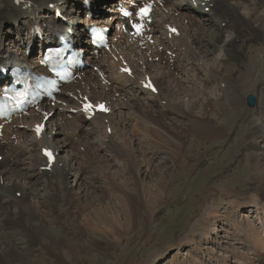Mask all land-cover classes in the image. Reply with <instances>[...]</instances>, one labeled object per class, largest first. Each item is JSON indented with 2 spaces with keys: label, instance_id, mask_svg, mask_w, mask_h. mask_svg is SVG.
I'll return each mask as SVG.
<instances>
[{
  "label": "clouds",
  "instance_id": "clouds-1",
  "mask_svg": "<svg viewBox=\"0 0 264 264\" xmlns=\"http://www.w3.org/2000/svg\"><path fill=\"white\" fill-rule=\"evenodd\" d=\"M177 3L187 4L189 0H176ZM225 6L229 9L238 10L245 17L254 19L257 24L264 28V0H226ZM221 10V9H220ZM164 13L167 14L170 9L165 8ZM255 12V17L251 13ZM223 15V12L221 10ZM224 21L227 22L223 15ZM216 27L222 28L223 25L215 24ZM183 29V26H181ZM216 27L210 31L205 30L199 39L207 38L209 41L215 42L219 33ZM195 35V30H193ZM236 39L235 31L229 36L228 40ZM228 40L224 41V45L228 44ZM190 42L187 32L172 45L174 48L179 47L180 52H185ZM221 56L225 61V72L221 75L212 77L215 81L214 91L210 97L212 109L217 114L214 124L208 125L203 122L189 120L185 125L194 134L206 136L210 131H225L229 127V122L233 114V103L235 99L241 95L247 96L248 92L254 91L253 86H249L247 90L241 87V83L251 77L252 71H255V78L264 80V47L259 49H245L243 44L238 47H229L224 49L221 45ZM219 71V65H213ZM161 64L151 66L150 72L153 79L157 80L160 87V95L141 97L136 91L140 82L148 73L137 65L136 75L134 77H120L122 83L118 82V86L123 90V94L116 93L109 97V104L114 109V113L106 122L104 118H100L99 122H93L92 127L85 131L83 136L77 135L80 127V117L69 118L62 116L59 120L53 121L50 129H55L57 124L64 127L69 132L65 138V143H70L71 148L58 157V161L51 167L47 173L42 172V168L48 167L47 161L43 156V149L54 148L59 149L60 144L51 140V132L45 133L39 140L35 136L23 135L20 138L11 136L15 129V125L8 127L9 135L0 138V145L7 144L3 151V160L5 163L11 161L15 163H23L24 167L29 169L28 173H24L20 169L18 174L12 179L16 181L20 190L25 193L22 200L16 201V207L13 209V218L23 216L25 220H29L41 212V204L48 209H56L57 216H63V223L68 232L74 233L78 229V222L75 216L76 208L73 207L74 200L78 199L81 194L91 204L99 200L97 190L101 193L107 192L111 194V199L118 205L119 210L109 212V220L114 226L111 239L119 242L128 238L133 232V222L128 212L126 204H123L124 196L131 197L134 195L135 189L132 187V173L138 172L143 165H150L151 157L147 156V152L156 151V147L152 145L144 146V138H141V148L132 146L131 140L135 138L133 133L147 130L148 125L145 119L136 117L135 109L137 107L144 109L147 107V99L151 98L163 103V111L165 108H172L178 114L185 116L192 111V100L189 99V93L176 87L171 81L166 80L167 71L161 70ZM232 72H237V76L233 80H226L225 77ZM205 78L208 76L206 74ZM211 82V81H210ZM201 93L205 89H200ZM166 101V102H165ZM127 108V114H122L121 109ZM242 111V110H241ZM155 114V113H153ZM131 116L136 119L131 131L122 129L121 121L125 124L131 123L126 117ZM111 125L112 135L107 134V127ZM70 129V131H69ZM210 147V145H208ZM104 150L101 155L100 150ZM27 151L28 155L22 160L19 154ZM138 151L142 154L138 155ZM111 162V163H110ZM113 165L117 167L114 169ZM75 170V172H73ZM131 170V171H130ZM129 175L125 177V173ZM84 174L80 188L74 189L73 182L70 177L75 174L79 176ZM36 176L35 184L29 183V176ZM170 179V177H169ZM161 181H165L163 174L160 176ZM12 180L5 181L0 179V202L4 199H15L9 195L8 188ZM244 183L246 188H239L233 185L231 190L221 189L228 197V203L235 207V212L226 214H218L211 211L212 206L205 207L201 214V228L199 230V241L208 239L209 233L216 232V224L218 220L228 225L224 231L223 237H217V243L224 245V252L218 254V259L227 260L228 254L236 257L234 264H258V258L264 257V150L254 152L245 157L244 164ZM163 187H167L165 181ZM123 193V195H120ZM38 195L39 203L33 196ZM164 192H161V196ZM240 208L249 209L247 215L240 213ZM72 214H69V210ZM107 210V209H106ZM45 219L50 215L44 214ZM47 223H40L36 226V231L30 236H26L23 232L13 231L9 233L11 238H5L4 221L0 216V264H32L24 255L29 242H42L47 244L49 239L59 241V234L51 227L53 220ZM140 225V219L137 218L136 228ZM199 251H207L214 253L216 250L212 248L204 249L200 247L198 241H193ZM71 245L72 241H68ZM62 251V248L59 249ZM43 252V249H40ZM66 255V254H65ZM71 259V257H67ZM186 258L192 260V264H203V261L196 256L187 254ZM54 264V261H49Z\"/></svg>",
  "mask_w": 264,
  "mask_h": 264
},
{
  "label": "bare ground",
  "instance_id": "bare-ground-1",
  "mask_svg": "<svg viewBox=\"0 0 264 264\" xmlns=\"http://www.w3.org/2000/svg\"><path fill=\"white\" fill-rule=\"evenodd\" d=\"M77 1L78 0H0V62L5 63L7 60L16 59V60L24 61L25 63L31 65L32 67H38V62L35 61L33 57L26 58L24 56H21V55H23V52H22V54L19 52L21 49V46L18 47V45L14 44L13 47H15V49H13L12 51H8V50L3 51V45H4L3 42L5 39V33L2 31V27H3L4 23H8V22L16 24V25L19 23H22V27L20 28V29H22L21 33L22 34L24 33L26 35L27 40H29V38L32 34V28L34 25H38L41 27L46 25L47 27H49V29H55V28H66L67 29V28H69V24L72 23L79 30V32L77 33V38L75 39V41L77 43H79L78 37L83 39V41H82V48H83L86 44L89 43V41L87 39H84V34L81 31L85 27V25L90 23V22L87 20H83L82 17L75 18V16L72 15L73 10L70 7H71V5L75 6L78 3ZM199 1L202 2L203 0H199ZM243 2L248 3V0H243ZM83 3H84V0H83ZM210 3L213 4L211 12H205L204 7H202L201 5L195 6L190 0L187 4L177 3L176 0L173 1L171 3V7L175 10L182 12V14L180 15V18H181L180 28L182 31V36L184 35L185 32H187V34L190 38V42L188 44V47L185 50V52H183V53L179 51L178 46H177L178 51H175L173 49L174 47L171 46V44L173 45L175 43V41L179 40L180 38L173 40V42L171 43L170 41H168L166 39L165 33H164V35L161 38H159V40H160L159 45L166 46L165 51L161 52V53L160 52L156 53V56L161 57V60H162L161 63H148L147 62V68L149 70V73H150L151 66H153L155 64H161L162 65L161 70L167 71L166 80L171 81V83L173 85H175L176 87L181 88L183 91L189 93L190 100H192V111L189 112L187 115L182 116V115L178 114L177 112H175L172 108H165L164 113L166 114V112H167V114H169V115L166 114V117L168 119H170L171 122L170 123L165 122L166 124H164V120L162 118L165 119L166 117H163V116L157 117L156 116V114L158 112H160L159 109L163 108V106L160 103L161 101H156V100H153L151 98H148L147 99V107H145L144 109L137 107L134 110L135 113H138L140 111L145 110L144 113H141V114H146V113L150 114L148 116V121H147V123H148V125H150V127L147 128V130H146L147 133H150V131H152V130H157L159 132L164 131L169 136V141L167 143L162 142V143H158L157 145H155L157 147V150H159V151L165 150L166 152H168L171 156H174L175 158L177 156H181V157L183 156V160H181L178 164L175 163V165L172 169L174 171L173 172L174 174L176 172L177 167H179L178 169H180L181 171L183 169L184 170L187 169L189 171V173L191 174L199 166V164H198L199 160H197V161H195V160L197 158L199 159L200 153L193 154V151H196L197 147H195V145L193 146V144H194L193 142L195 140H192V139L198 138L200 141L207 142L208 144H210V143L212 144L213 142H222V141L228 143L230 140V137H232L230 131L233 130L232 129L233 122L235 119L238 118V116H241L242 119L244 118L245 120L251 121L253 124L252 126H250L251 122L248 121L249 125H247L248 124V122H247L246 125L243 126V130L241 132V136H245L246 138L249 139V143H248L249 146L246 148L249 151H252V152H248L245 156H243V162H245V157L247 155H250V154L257 152V151L264 150V144L259 143V141H257V137H259L260 132L263 133L261 135V137L264 138V124L261 122L264 119V80L256 79L254 70L252 71L251 77L248 80L241 83V87L243 89L247 90L250 85L253 86L254 91L248 92L247 94L248 95L251 93L256 94L258 102H257L255 107L250 108L246 104V96L241 95V96L237 97L233 103V114H232L231 120L229 122V127L226 131L224 129H221L219 131H210L206 136H201V135L192 133L189 128L185 127V125L187 124V122L189 120H195L197 122H203V123H206L208 125L214 124V122L216 120L217 114L212 109L210 97L214 91H218V90L215 89L214 86H212L215 83L214 80H212V77L216 76V75H221L225 72V61L223 60L222 56H220L218 58V62H214V63H205L206 60H205V62H203L204 59L207 58L208 56H211L213 54L212 51L214 49L217 50L216 48L220 47L221 45L224 46V49H227L229 47H233V48L238 47L240 44H243L245 49H249V48L259 49L261 47H264V28H261L254 19L249 18V17H245L243 15V13H241L238 10H233V9L227 8L225 6L226 0H211ZM51 4H55L58 7L56 9V12L59 9L64 13V15L67 18L71 19L68 22V26H66L67 24L65 22H62V21H53V19H51L50 21L47 20L49 18L50 12L52 11V9L50 7ZM106 4H102V5L104 6ZM93 6H94V3H93ZM100 8H104V10L106 12V16L111 17V19L116 17L115 14H113V13L111 14V12L113 11V3H108V5L106 7L104 6V7H100ZM220 9L222 10L223 15L226 17L227 22H225L223 20L224 17L222 15ZM79 12H80V10H79ZM194 13H197L200 16V18H204L206 20V21H204V24L198 23L197 19L194 16ZM100 14H101L100 17L105 18V16L102 15V12H100ZM255 15H256L255 12L251 13L252 17H255ZM96 16H99V13H97ZM165 20H166V17L164 15H161L159 17V19L156 20L155 25H154V32L155 33H163V29H164L163 22ZM185 21H188L187 26H183V23ZM207 21H210L212 23H210V22L206 23ZM219 23L223 25L222 28L216 27L215 24L219 25ZM181 26H183V29ZM213 27H216V31L219 33V35L215 39V42L209 41L207 38H205L203 40L199 39L200 35L203 34L205 32V30L210 31L211 28H213ZM193 30H195V35H193ZM226 31L230 32V35L232 34L233 31H235L236 36L239 37V40H236V39L228 40V38L224 39V33ZM7 32L8 33L12 32L14 34H17L18 37H19V35H21V33L20 34L17 33V30H8ZM225 40H228L227 45H224ZM13 42H14V40H13ZM168 50H171L173 53L176 54V56L173 60V63H171L172 62V60L170 59L171 56L167 54ZM87 60L89 62H92V63H95L97 61L96 56L93 55V53L91 51H89V53L87 55ZM216 64L219 65V71H217V69L215 67H213V65H216ZM133 66H134V70H135V74H136L137 65H133ZM172 68H175L176 72H180L185 77L187 75H189V76L187 77V79L185 77H179V76L176 77L177 74L175 75V73L172 71ZM142 69H143V67H142ZM197 70L203 71L202 73H204V76H206V74H207L208 78L207 79L203 78V79H205V83L199 82V84H198ZM143 71L145 72V69H143ZM236 76H237V72H232L228 76H226L225 79L226 80H233V79H235ZM120 77H127V76L123 75ZM144 79L145 78H143L142 80H144ZM154 81L156 82L157 88L159 90L158 94L156 95L155 93L151 92L150 90L146 91L141 87V85H139L136 88V91L139 93V95L141 97L147 98L149 93H151V95L153 97L160 95L159 84H158L157 80L154 79ZM118 82L122 83L123 81L118 79L116 81L117 86H118ZM201 88L205 89V91L203 93H201V91H200ZM206 88H208V89L213 88V90L208 91ZM122 94H123V90H122ZM158 103H160V104H158ZM155 106L156 107L159 106V108L154 111ZM120 111L122 114L126 115L128 112V109L125 107V108H122ZM250 111L255 112L254 115H255V117L257 116L258 122L252 121V119H253L252 116H254V115L250 114V116H249ZM153 113H155V114H153ZM57 115L63 116V113L57 112ZM112 115L110 114V116H106V117L99 116L95 120H93V122L94 121L99 122L100 118H104V120L106 121L107 118L111 117ZM77 116L80 117L79 122L83 123V127L82 128L79 127V129H78L77 135L83 136V134H85V131L87 130V129H84V127L85 126H89L88 128L92 127L91 125H93V122H90V124H89V122H87L88 124H86V122L81 117V115H77ZM137 117H139V113L137 114ZM126 118L129 121L133 120L132 119L133 117H131V116H130V118L128 116ZM179 118H184V119L180 120ZM161 119L163 120V122ZM242 121L245 122L244 120H242ZM179 122H182L181 125L179 124ZM109 126L111 127L110 124H109ZM123 130H125L124 127H123ZM69 131H70V129H69ZM58 133L63 134V137L60 136L61 138H53L51 140L54 143L60 144V147L58 150L54 149L55 151L58 152V157H59V151L61 150V148H64L66 146V148H65V151H66L67 148H71V144L64 142L67 135H69L68 131H65L64 128H59ZM24 134L28 135L29 133L23 131L22 129H20L18 127L15 128L13 133H12V135H17V136L19 135L20 138ZM28 136H35V135L33 134V135H28ZM37 140H39V139L37 138ZM229 146H228V148H229ZM6 148H7V144L5 145V149ZM140 148L141 147L139 146V149ZM137 149H138V147H137ZM0 152L3 153V151H0ZM27 155H28L27 151L21 152L19 154L21 160L24 158V156L26 157ZM241 155L238 154V156H241ZM171 156H167V158H169ZM231 156H232L233 160L228 159L230 162H228L227 164L225 163L226 166L231 167V165L235 162L237 155H231ZM58 157H57V161H58ZM46 161H47V159H46ZM243 164H245V163H243ZM47 165H48V163H47ZM150 165H151V163H150ZM150 165H143L139 168L138 172L132 173V181H133L132 187L135 189L134 195H132L131 197L124 196V200L128 204V212L131 216L133 225H136L137 218L139 217V219L141 220V215L144 214L142 211H140V209H139L140 207H138L139 205L147 208L145 220L147 217H149V220H150V218L152 216V208H151V206L149 204L150 202H149V200H147L146 196L143 195L141 201L137 197L139 190L141 192H143L145 190V188H144L145 183L142 182L141 178L143 175H144V177H145V175L146 176L150 175V170L147 167ZM213 166H214V163H213ZM46 168H42V172L47 173V171H49V170H47ZM20 169H23L24 173H28L30 171L29 169L24 167L23 163L13 164L11 161H8L7 163H5L4 160L2 162H0V179H3L5 181H8L10 179L12 180V183L9 185L8 192H9L10 196L15 198V199H4L2 202H0V216L3 217V221H4L5 238H11L9 233H11L13 231L23 232L26 236H30L33 232H35L37 230L36 229L37 224L47 223L48 220L52 219V217H56V219L53 220L51 227L55 226L56 229L61 228V231H63V233L61 234L60 231L56 230V232L59 234V241L49 239V242L47 244H43L42 242H39V241L29 242L27 245L28 253L30 252V255H32V257H35L34 258L35 260L41 259V258H44L47 260H52V258H57V259L61 258V260H63V258L65 259V257L77 258L80 251L82 252V250L85 248L83 242H84V239L86 238L87 235L85 236L86 233L84 234V232H87L86 231L87 228H93L94 227L92 225L93 224L92 217L94 215V211L96 210V212L100 213L101 210L106 209V205L104 202L108 197V193L107 192L101 193V190H97V194L99 195L100 198L98 200L99 204L96 207H95V205H97V202H92L91 204H89V202L85 199L83 194H81L78 199L74 200L73 207L77 209V211L75 212V216H76L77 222H78V229L74 233H70L67 231V229L65 228V225L63 223L64 217L63 216H57V210L56 209L50 210L48 208H45L42 204H41V212L29 220H25V218L23 216L13 218V209L16 207V201L22 200L25 197V193L20 190L19 186L16 184V181L14 179H12L14 176H16L18 174ZM73 171L75 172V170H73ZM228 171H229V168H228ZM216 172H217V170H216ZM128 175H129V173L127 172L125 174V177H127ZM83 176H84L83 173H81L80 176L74 175V177H75L74 181L76 183L77 190L80 188V184L83 181ZM165 176H167V175H165ZM165 176H163V177H165ZM28 179H29V183L35 184L37 177L33 175V176H29ZM173 179H174V176H173ZM211 181L212 180L207 181L206 185H205V188H206L205 190H207V192L209 193V196L211 197L210 203L205 204V207L211 205L212 206L211 211L216 212L218 214H226V213H230V212L234 213L235 209H229V208L231 206L233 208H235V207L233 205H230L227 202L229 197L226 194H225L226 197H224L222 202H221L217 198V194L213 193L215 191L213 189L214 186H210ZM160 184L163 185L164 183H162V181H161ZM0 186H2V185H0ZM169 186H171V185H169ZM160 188L163 189L162 187H160ZM172 188H173V186H172ZM174 188H176V187H174ZM74 189H76V187H74ZM171 190H172L171 192L173 193V190H175V189H171ZM19 192L21 193L20 197H18ZM121 195H123V193H121ZM32 198L36 199L37 202L39 203L38 195L33 196ZM223 202H225L223 207L225 206L226 209L222 213L219 209V205ZM245 209L240 208L239 211L241 213H243V212H245ZM246 212L248 214L249 209H247ZM48 213H50V215L47 217V219H45L44 214H48ZM99 213H97V214H99ZM69 214L70 215L72 214L71 209L69 210ZM80 217H81V220H83V219L85 220V221H83L84 224L82 222H79ZM183 218H184V216H183ZM183 218L181 220L182 224H183V221L186 217L184 219ZM217 222H219V220ZM194 223H196V225L194 224L190 228L189 231H187L186 233L182 232L181 234H179L178 239L176 238L177 242L175 243V245L178 246V249H180V247L183 243H188L187 245H189V244L191 245L192 249L199 256V259H201V260H202V258L210 260L209 257L214 255L215 256L214 258H216V260L218 262L217 264H234L236 257L231 255V254H228V259L226 261L223 259H218V254L224 252V245L217 243V237L218 236L221 237L219 235V232L225 231L228 228V226L221 228L219 230V228L217 229V224H216V232L209 233L207 240L199 241V235H200L199 230L201 228V223H202L201 217ZM113 228H114V226H113ZM196 231H198V232H196ZM91 237L92 236H90V238ZM69 240L72 241L71 245H69V243H68ZM99 240H100V238H99ZM99 240H97V243L100 244V246H102L104 243L101 242L102 243L101 244ZM110 240H112V239H110ZM194 240L198 241L200 243V247H202L204 249H208V248L215 249L214 245H217L219 247L218 248L219 252L215 254L216 251L214 253H209L207 251H199L196 248V244L193 242ZM92 241L95 242L94 239H92ZM120 242H121V240L119 242L113 241V243H115V245H119ZM61 248H62V251L59 250ZM40 249H43V252H41ZM28 253H26V254H28ZM190 261H191V259H190ZM190 261H188V263L192 264V263H190ZM202 261H203V264H208V263H205L204 260H202ZM213 261H215V260H213ZM34 264H36V263H34ZM258 264H264V257L258 258Z\"/></svg>",
  "mask_w": 264,
  "mask_h": 264
},
{
  "label": "rangeland",
  "instance_id": "rangeland-1",
  "mask_svg": "<svg viewBox=\"0 0 264 264\" xmlns=\"http://www.w3.org/2000/svg\"><path fill=\"white\" fill-rule=\"evenodd\" d=\"M107 5L108 4H106L105 7ZM75 14L77 15V12ZM8 23H5L3 26V30H5L6 32L11 28L12 30L15 29L13 26L14 25L13 23H10V24ZM6 32L4 33L7 34ZM7 35L9 36L5 37V40H4L5 49L11 51L12 49H14L12 45L13 43H11V40H14L15 37L12 36L13 35L12 33L7 34ZM229 36H230V32L226 31L224 33V39L229 38ZM216 49L217 50L214 49L212 51L213 54L211 53L212 55L205 58L203 62H205V60H206L205 63L218 62V58L221 56L220 54L222 50L220 47ZM175 51H178V47ZM172 71L175 73V75L177 74L176 77L178 76L185 77L180 72H176L175 68H172ZM200 71L201 70L199 71L197 70L198 84L199 82L205 83V79H203L205 78L204 73H202L203 71L201 72ZM188 76L189 75H187L185 78L187 79ZM214 84L212 86H214ZM206 89L208 91L213 90V88H210V89L206 88ZM253 95H255L257 98L256 94H253ZM257 102H258V99H257ZM158 108L159 106L158 107L155 106L154 111L157 110ZM144 111L138 112L139 118H142L148 121V116L150 114L149 113L141 114V113H144ZM159 111L160 112L156 114L157 117L159 116L166 117L167 112L165 114L164 113L165 110L161 111V108H160ZM138 113H136V117ZM250 114L254 115L255 113L254 111L252 112L250 111L249 116ZM128 117L130 118V116ZM252 117H253L252 121L256 122L257 116L255 117L254 115ZM132 119L133 120H131V123L125 124L124 122H122L123 123L122 129L124 127L125 131H131L133 125L136 124V119L135 118H132ZM162 119L164 120V124L171 122V120L168 119L167 117L165 119L164 118ZM179 119L182 120L184 118H179ZM242 120H244L245 122H243ZM248 121L249 120H245L244 118L242 119L241 116H238V118L234 120L233 125H232L233 130L230 131L232 137H230V140L228 143L222 141V142H213L212 144L211 143L208 144L207 142L200 141L198 138L192 139V140H195L194 142L191 140L194 143L193 146L195 145V147L198 148V149L196 148V151H193V154L200 153L199 159L197 158L195 160V161L199 160L198 162L199 166L196 168L195 171H193V173H191L192 175L189 173L187 169L185 170L183 169L181 171L180 169H178L179 167H177L176 169V172H175L176 175L173 173L174 171L172 169L175 163L178 164L181 160H183V156L182 157L177 156L175 158L174 156H171L165 150L163 151L157 150V147L155 145H157L158 143H162V142L167 143L169 141V136L164 131L159 132L157 130H152L150 131V133H147L142 130L139 133H133V136L135 137L131 140L133 147L135 148L138 147L139 149V146L141 147V138H144V137H146L143 141L144 146L152 145L156 147V151L147 152V156L151 157V165L147 166L150 170V175L149 176L145 175V177L143 175L141 178L142 182L145 183L144 185L145 192L143 191L144 192L143 193L139 190L137 194V197L139 198L140 201L142 200L143 195H145L147 200H149L150 202L149 204L152 208V216L150 220H149V217H147L145 220L147 208L139 205L138 207H140L139 208L140 211L144 213L141 215L139 228L137 229L136 225H133L134 230L131 233V235L126 239H122L119 245H115V243H113V240H110L112 236V231L114 230V228H113L111 221L109 220V212H114V211L119 210L121 205L116 204L111 199V194L108 193V197L104 202L107 210L103 209L101 210L100 213L96 212L95 210L94 215L92 217V222H93L92 225L94 227L87 228L86 230L87 232H84V234L86 233L85 236L86 235L87 236L83 242L85 248L84 249L82 248L83 249L82 252L80 251L77 258L71 257V259H67V257H65V259L63 258V260H61V258L59 259L52 258V260L54 261V264H189L188 261H190V258H186L187 254H191L192 256H196L199 258V256L194 252L190 244L187 245L188 243H183L180 249H178V246H176L175 243L177 242L179 234H181L182 232L186 233L187 231L190 230V228L194 224L196 225V223L194 222H196L201 217V214L205 210L204 208L205 204L210 203L211 197L209 196V193L207 192V190H205L206 189L205 185L207 181L212 180L210 186H214L213 189L215 192L213 193L217 194V198L221 202L223 198L226 197L225 193L222 192L221 189L231 190L233 185L239 188L247 187V185L244 183V164L243 163L245 162L242 161L243 159L242 157L245 156L248 152H252V151H249L246 148L249 146L248 144L249 139L246 138L245 136H241V132L243 130V126L246 125ZM249 122L247 125H249ZM181 123L182 122H179L180 125ZM251 125H253L252 122L250 123V126ZM111 133L109 134L107 132L109 136L112 135ZM262 134L263 133L260 132L259 137H257V141H259V143L264 144V138L261 137ZM60 136L63 137V134H59L55 138H61ZM208 145H210V147ZM65 148L66 146L64 148H61L60 150L61 155L59 151V156H62L66 151L70 149V148H67V150L65 151ZM100 153L101 155H103L104 150L103 152L100 151ZM140 154L142 153L138 151V155ZM238 154L239 155L242 154L241 155L242 157L238 156ZM231 155H237V157H236L235 162L231 165V167H229V166H226L225 163L227 164L228 162H230L229 160H233ZM167 156H171V157L167 158ZM213 163H214V166H213ZM113 167L115 169L117 166L113 165ZM228 168H229V171H228ZM161 173L163 174V176L167 175L164 177L165 181L167 182L166 188L163 187L162 184H160ZM74 175L75 174H73L70 177V180L73 182L74 187H76L77 189L76 183L74 181L75 179ZM173 176L175 180L173 179ZM168 177H170L172 180L169 179ZM165 181H162V183H164ZM160 187H162L163 189H161ZM171 189H175L173 190V193L171 192L172 191ZM162 191L164 192L163 196H161ZM124 201L122 203L126 204L127 209H128V204L126 201L125 202ZM224 203L225 202L219 205V209L222 213L226 209L225 206L223 207ZM98 204L99 202L97 201V205H95V207L98 206ZM229 209H235V208L231 206ZM246 210L247 209H245V211ZM241 214L247 215L246 212H243ZM183 216L184 218L185 217L186 218L184 219ZM81 217L79 218V222L83 223V221L85 220L84 219L81 220ZM182 218L184 219L183 224L181 222ZM226 226L228 225H226L223 222V220H219V222H217V229L219 228V230ZM52 227L55 230L60 231L61 234L63 233V231H61V228L56 229L55 226H52ZM219 235L222 237L224 235V231L219 232ZM90 236L92 237L90 238ZM92 239H94L95 242H93ZM97 240H99L100 243L103 242L105 245L103 244L102 246H100V244L97 243ZM214 248L216 249L215 254L218 253L219 247L217 245H214ZM26 251L24 255L27 257L29 261L32 262V264L34 263L49 264L48 261L50 260H47L44 258L35 260L34 259L35 257H32V255H30V252L28 253V251L27 252ZM26 253H28L29 255ZM214 257L215 256L212 255L211 257H209L210 260H207L204 258H202V260H204V262L208 264L210 263L217 264L218 262L216 258ZM191 261L190 263H192Z\"/></svg>",
  "mask_w": 264,
  "mask_h": 264
},
{
  "label": "snow or ice",
  "instance_id": "snow-or-ice-1",
  "mask_svg": "<svg viewBox=\"0 0 264 264\" xmlns=\"http://www.w3.org/2000/svg\"><path fill=\"white\" fill-rule=\"evenodd\" d=\"M151 9H152L151 3H147L143 7L139 8L138 15L141 18V20L145 19L150 14ZM127 15L131 16L132 13L129 12L127 13ZM133 27L137 30V32H141L143 29V25L140 23L133 24ZM173 31L175 32L176 30L173 29ZM145 87L151 89L153 92L157 91V88L153 85V83L150 80L145 84ZM92 107L93 105L91 103L86 104L85 111L90 110ZM97 107H99V109H101L104 112H107L109 110L104 104H100ZM35 131L37 132V134L42 133L44 131L43 125H37ZM109 131L111 130L109 129ZM44 154L49 159L54 160V153L50 149L47 148L44 149Z\"/></svg>",
  "mask_w": 264,
  "mask_h": 264
},
{
  "label": "water",
  "instance_id": "water-1",
  "mask_svg": "<svg viewBox=\"0 0 264 264\" xmlns=\"http://www.w3.org/2000/svg\"><path fill=\"white\" fill-rule=\"evenodd\" d=\"M255 102H256V99L253 95H249L248 96V103L250 106H254L255 105Z\"/></svg>",
  "mask_w": 264,
  "mask_h": 264
}]
</instances>
